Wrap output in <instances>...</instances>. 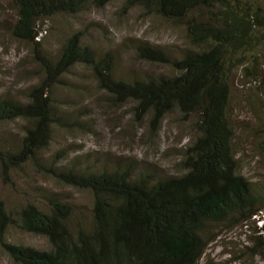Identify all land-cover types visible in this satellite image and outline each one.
Segmentation results:
<instances>
[{
    "label": "trees",
    "instance_id": "obj_1",
    "mask_svg": "<svg viewBox=\"0 0 264 264\" xmlns=\"http://www.w3.org/2000/svg\"><path fill=\"white\" fill-rule=\"evenodd\" d=\"M8 1L9 34L28 45L37 70L22 98L0 94V123L23 124L16 144L0 148V174L9 181L11 172L28 165L87 191L91 202L85 213L65 193L38 188L39 200L25 201L13 214L0 199L6 253L19 264H198L209 224L234 225L259 215L263 225L251 249L264 264V197L238 172L230 145L239 128L232 91L253 88L264 102V0H120L123 11L138 7L184 31L187 45L177 53L129 40L128 51L146 65L142 73H121L114 50L96 52L79 32L51 52L38 40L49 17L114 0ZM78 67L105 93L106 104H130L150 135L168 114L188 123L192 135L174 172L132 156L104 163L98 150L69 157L70 149H59L57 159H47L53 128L90 130L86 107L59 96L76 80L70 72ZM258 147L264 158V144ZM10 226L43 236L48 248L6 241Z\"/></svg>",
    "mask_w": 264,
    "mask_h": 264
},
{
    "label": "rangeland",
    "instance_id": "obj_2",
    "mask_svg": "<svg viewBox=\"0 0 264 264\" xmlns=\"http://www.w3.org/2000/svg\"><path fill=\"white\" fill-rule=\"evenodd\" d=\"M121 5L120 0H114L102 8L90 6L74 15L49 17L44 21V29L38 40L42 47L51 52L69 34L79 32L82 43L96 52L114 50L118 54L117 65L121 73L133 70L142 73L143 67H146L136 61L127 49L129 40L133 38L145 39L173 53L187 45L181 27L147 15L138 7L123 11ZM11 22L10 3L0 0V94L22 98L24 87L35 81L32 76H35L37 69L29 55L28 45L9 34ZM78 69L73 74L70 72V78L77 82L73 86L75 81L71 80L66 88L59 90V96L86 107L85 121L90 130L80 132L53 128L52 138L44 150L47 159H57L54 154L59 149H70L69 157L80 151L98 150L103 154L104 163L118 157L132 156L157 165L161 172H174V163L192 135L188 123L175 118L174 114H168L158 131L150 135L145 121L134 119L130 104H106L105 93L96 88L83 68ZM240 89L235 88L231 93L232 112L239 127L231 140V150L234 151L238 172L264 197V158L259 156L258 147L264 144V102L261 97L254 96L255 89ZM22 125L21 121L0 123L1 149L16 144L22 134ZM8 179L5 180L0 174V199L13 214L15 207L25 201L39 200L38 191L35 190L38 188L65 193L72 201L84 206L85 213L90 206L87 191L63 185L50 176L35 172L28 165H24L20 171L11 172ZM39 204L42 205L40 201ZM258 216L234 225L209 224L206 247L198 264L207 261L213 264H262L251 249L254 246L252 237L260 233L259 228L263 225V220ZM5 240L38 250L48 248L43 236L15 226L6 230ZM0 264L19 263L0 245Z\"/></svg>",
    "mask_w": 264,
    "mask_h": 264
}]
</instances>
